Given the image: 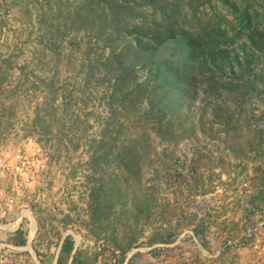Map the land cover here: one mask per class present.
Listing matches in <instances>:
<instances>
[{
  "label": "rangeland",
  "instance_id": "374dc122",
  "mask_svg": "<svg viewBox=\"0 0 264 264\" xmlns=\"http://www.w3.org/2000/svg\"><path fill=\"white\" fill-rule=\"evenodd\" d=\"M17 154L0 264H264V0H0Z\"/></svg>",
  "mask_w": 264,
  "mask_h": 264
},
{
  "label": "built area",
  "instance_id": "2783aa9c",
  "mask_svg": "<svg viewBox=\"0 0 264 264\" xmlns=\"http://www.w3.org/2000/svg\"><path fill=\"white\" fill-rule=\"evenodd\" d=\"M24 157L20 154L14 155L11 158V162L8 163L6 159H0V176L7 173V171H11L12 173H15L17 175V172H20L23 170V159ZM10 164V165H9ZM3 195V192H0V196ZM2 200V199H0ZM2 204L0 202V221L3 220L7 216V211L4 210L2 213Z\"/></svg>",
  "mask_w": 264,
  "mask_h": 264
}]
</instances>
